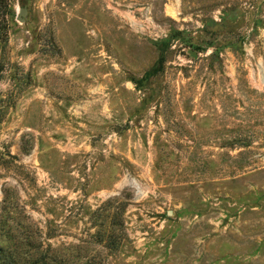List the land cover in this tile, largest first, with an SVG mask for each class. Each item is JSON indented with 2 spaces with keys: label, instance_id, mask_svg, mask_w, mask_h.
<instances>
[{
  "label": "rangeland",
  "instance_id": "374dc122",
  "mask_svg": "<svg viewBox=\"0 0 264 264\" xmlns=\"http://www.w3.org/2000/svg\"><path fill=\"white\" fill-rule=\"evenodd\" d=\"M0 255L264 264V0H0Z\"/></svg>",
  "mask_w": 264,
  "mask_h": 264
},
{
  "label": "water",
  "instance_id": "95a60500",
  "mask_svg": "<svg viewBox=\"0 0 264 264\" xmlns=\"http://www.w3.org/2000/svg\"><path fill=\"white\" fill-rule=\"evenodd\" d=\"M26 13V10L24 9V8H21L20 10H19V12H18V19L19 20H23V16H24V14Z\"/></svg>",
  "mask_w": 264,
  "mask_h": 264
},
{
  "label": "trees",
  "instance_id": "16d2710c",
  "mask_svg": "<svg viewBox=\"0 0 264 264\" xmlns=\"http://www.w3.org/2000/svg\"><path fill=\"white\" fill-rule=\"evenodd\" d=\"M13 261H9V259L7 258H1V255H0V264H12Z\"/></svg>",
  "mask_w": 264,
  "mask_h": 264
}]
</instances>
